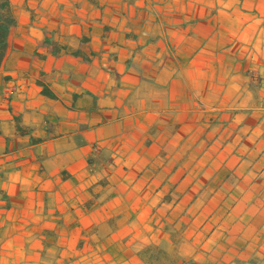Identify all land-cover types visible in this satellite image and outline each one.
I'll use <instances>...</instances> for the list:
<instances>
[{
    "label": "crops",
    "instance_id": "obj_1",
    "mask_svg": "<svg viewBox=\"0 0 264 264\" xmlns=\"http://www.w3.org/2000/svg\"><path fill=\"white\" fill-rule=\"evenodd\" d=\"M10 2L0 264H264V0Z\"/></svg>",
    "mask_w": 264,
    "mask_h": 264
},
{
    "label": "trees",
    "instance_id": "obj_2",
    "mask_svg": "<svg viewBox=\"0 0 264 264\" xmlns=\"http://www.w3.org/2000/svg\"><path fill=\"white\" fill-rule=\"evenodd\" d=\"M16 16L10 0H0V65L3 62L7 48L8 36L16 24ZM44 92L47 93L44 88Z\"/></svg>",
    "mask_w": 264,
    "mask_h": 264
},
{
    "label": "rangeland",
    "instance_id": "obj_3",
    "mask_svg": "<svg viewBox=\"0 0 264 264\" xmlns=\"http://www.w3.org/2000/svg\"><path fill=\"white\" fill-rule=\"evenodd\" d=\"M144 250V257L148 259V264H172L174 262V256L168 254L160 246H150Z\"/></svg>",
    "mask_w": 264,
    "mask_h": 264
},
{
    "label": "built area",
    "instance_id": "obj_4",
    "mask_svg": "<svg viewBox=\"0 0 264 264\" xmlns=\"http://www.w3.org/2000/svg\"><path fill=\"white\" fill-rule=\"evenodd\" d=\"M17 86L16 84L14 85H11L9 88H8V93H9V97H11L16 91H17Z\"/></svg>",
    "mask_w": 264,
    "mask_h": 264
}]
</instances>
